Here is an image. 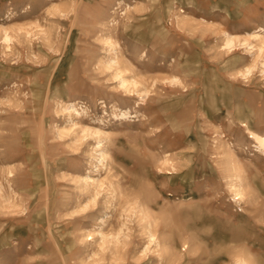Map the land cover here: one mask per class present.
<instances>
[{
	"label": "rangeland",
	"instance_id": "1",
	"mask_svg": "<svg viewBox=\"0 0 264 264\" xmlns=\"http://www.w3.org/2000/svg\"><path fill=\"white\" fill-rule=\"evenodd\" d=\"M0 264H264V0H0Z\"/></svg>",
	"mask_w": 264,
	"mask_h": 264
},
{
	"label": "bare ground",
	"instance_id": "2",
	"mask_svg": "<svg viewBox=\"0 0 264 264\" xmlns=\"http://www.w3.org/2000/svg\"><path fill=\"white\" fill-rule=\"evenodd\" d=\"M261 142V141H260Z\"/></svg>",
	"mask_w": 264,
	"mask_h": 264
}]
</instances>
